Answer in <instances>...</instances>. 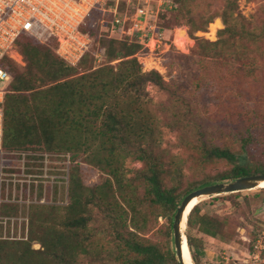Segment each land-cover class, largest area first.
Listing matches in <instances>:
<instances>
[{
	"label": "rangeland",
	"instance_id": "obj_1",
	"mask_svg": "<svg viewBox=\"0 0 264 264\" xmlns=\"http://www.w3.org/2000/svg\"><path fill=\"white\" fill-rule=\"evenodd\" d=\"M226 4V0H193L185 18L180 12L169 10L164 14L161 11L158 26L172 28V32L166 30L155 48L142 47L136 54L143 71H158L163 76L164 84L158 86L149 83L147 95L141 100L143 110L133 109L135 117L140 119L147 116L151 120L152 131L139 144L131 138L129 146L135 150L142 145L167 159H183L180 163L184 175L182 188L200 181L204 176L198 167V129L201 125L210 143L237 149L232 132L247 124L256 113L260 116L264 114V0H236L235 16L239 20L235 32L226 36L224 56L205 60L207 65L202 68L201 56L194 48L197 37L218 40L219 30L224 28L220 15ZM152 5L154 13L161 8L157 0ZM121 10L132 11L127 0H121ZM212 14L216 15L215 19L206 28L197 30L204 18ZM101 16L98 13V19L95 18L92 23L97 29L93 34L97 38L87 62L74 70L78 74L92 73L107 64L118 65L119 60L109 62L106 53L99 47L98 40L110 38L111 35L108 26L100 22L96 24ZM177 27L183 29L180 31L186 34L185 41L189 42L190 47L185 49L180 44H172L179 31L175 30ZM111 38L135 41L125 36L120 38L115 35ZM36 44L44 53L50 50L37 40ZM18 50L22 56L14 60L16 73H35L37 86L50 84L46 73L29 67L22 49L18 47ZM119 111L129 119L130 115L125 109L119 107ZM91 124L92 130L80 136L83 144L76 147V151L66 148L67 139L60 134L52 139L51 147L43 142L42 133H38L41 134L39 141L27 148L6 151L2 145L0 236L6 240L13 239L7 243L6 251H13L12 247L21 242L30 243L34 249L41 248L39 241L30 238L32 220H35V231L42 226L57 230L68 218L88 213L93 217L88 233L96 235L89 241L70 238L72 258L69 264H112L106 250L110 236L102 231L107 218L96 203L89 202V197L92 189L113 177L109 174L106 152L100 148L103 138L95 134L96 125ZM135 131H140V128ZM131 156L123 160V165L134 173L144 164ZM260 156L264 158V153ZM218 169L208 167L206 172L213 174ZM73 174L76 175L77 184L72 181ZM164 183L172 186L175 174H165ZM100 190L106 192L99 188L97 193ZM108 196L114 202L120 199L113 189L108 190ZM6 206L14 211L13 215L3 216L2 210ZM199 207L201 214L221 221L220 234L216 237L205 234L198 226L190 227L188 219L182 224L184 233L187 235L189 232L195 238L200 264H264V187L202 196ZM166 221L164 217L155 220L151 215V221L145 230L140 231V236L147 240H161L159 228ZM190 255L194 263L191 251Z\"/></svg>",
	"mask_w": 264,
	"mask_h": 264
},
{
	"label": "trees",
	"instance_id": "obj_2",
	"mask_svg": "<svg viewBox=\"0 0 264 264\" xmlns=\"http://www.w3.org/2000/svg\"><path fill=\"white\" fill-rule=\"evenodd\" d=\"M192 1L182 0L181 4L180 0H175L177 6L170 9V12H180L185 18ZM226 1L223 13L219 14L224 28L219 30L218 40L196 38L194 48L201 56L202 68L210 58L225 55L223 47L226 36L236 30V22L239 20L235 16L236 0ZM215 16L207 15L196 29L206 28ZM95 18L96 13L86 27L92 35L96 29L92 24ZM128 41L101 38L98 40L101 51L106 53L109 62L119 60L118 65L107 64L92 73L78 74L74 70L87 62L90 53L85 55L78 66H73L52 47L45 46L50 50L44 53L33 37L21 35L17 45L25 54L29 67L44 71L51 83L37 86L35 73L21 75L16 73L13 59L2 61L3 67L11 73L4 101L2 145L6 151L27 148L39 141L38 136L41 134L38 133H42L43 142L51 147L52 139L60 134L67 139L66 148L76 151V147L83 144L80 136L90 132L93 123L97 128L95 134L103 138L100 148L106 152V163L113 178L92 189L89 202L96 203L107 218L102 231L110 236L106 250L111 263L181 264L173 230L178 207L187 194L197 188L243 176L264 174V158L260 156L264 153V114L260 116L254 110L256 115L232 132L238 144L237 149L210 143L201 125L198 129V167L204 176L200 181L191 182L190 186L182 188L184 175L180 163L183 159H167L142 145L135 150L129 146L131 138L139 144L146 134H151V120L147 116L140 119L135 117L133 109L143 110L141 100L147 95L149 83L163 86L164 80L156 70L143 71L136 54L144 46L136 41ZM165 45L169 44L166 42ZM119 107L127 111L129 119L120 113ZM136 128H140V131H135ZM130 155L144 164L141 169H135L134 173L123 165V160ZM73 158L75 160V154ZM208 167L219 169L210 174L206 172ZM165 174H175L172 186L165 185ZM72 181L77 184L75 174L72 175ZM99 188L106 192L100 190L97 193ZM112 189L120 197L117 202L109 200L108 190ZM5 208L2 210L3 216L14 214L9 206ZM151 215L155 220L160 217L167 219L166 224L159 228L161 240H147L140 236V231L145 230L151 221ZM92 220L90 214L81 213L68 218L60 229L42 226L37 231L34 230L35 220H32L30 238L39 241L41 248L34 249L30 243L21 242L12 247L13 251H6L7 243L13 239H0V264H69L72 258L69 251L70 238L89 241L94 237L96 234L88 233ZM187 224L190 227L198 226L202 232L213 237L220 234L221 221L201 214L199 203L191 210ZM187 237L194 263L200 264L195 238L189 232Z\"/></svg>",
	"mask_w": 264,
	"mask_h": 264
},
{
	"label": "built area",
	"instance_id": "obj_3",
	"mask_svg": "<svg viewBox=\"0 0 264 264\" xmlns=\"http://www.w3.org/2000/svg\"><path fill=\"white\" fill-rule=\"evenodd\" d=\"M153 1L127 0L132 11L122 12L121 0H0V152L5 94L11 79V73L3 67L2 61L21 58L17 45L21 35H29L40 44L52 47L69 64L78 66L95 41V36L86 27L94 14L100 13L102 16L96 24L108 26L110 38L115 35L129 37L153 49L161 42L163 33L169 30L158 26L159 13L177 6L175 0H157L161 8L154 13ZM176 29L183 30L181 27ZM185 43V49L190 47L189 42ZM172 44L179 46L176 35ZM0 239L5 238L0 236Z\"/></svg>",
	"mask_w": 264,
	"mask_h": 264
},
{
	"label": "water",
	"instance_id": "obj_4",
	"mask_svg": "<svg viewBox=\"0 0 264 264\" xmlns=\"http://www.w3.org/2000/svg\"><path fill=\"white\" fill-rule=\"evenodd\" d=\"M264 181V174H254L236 178L234 180L217 182L209 184L191 191L183 199L174 217L173 230H174V243L177 251V256L181 264H185L183 258V241L184 236H187L182 230V222L184 219V213L190 204V202L196 197H202L206 195H216L221 193L236 192L246 189H253L258 187L260 183Z\"/></svg>",
	"mask_w": 264,
	"mask_h": 264
},
{
	"label": "bare ground",
	"instance_id": "obj_5",
	"mask_svg": "<svg viewBox=\"0 0 264 264\" xmlns=\"http://www.w3.org/2000/svg\"><path fill=\"white\" fill-rule=\"evenodd\" d=\"M185 39H186V34L184 33V31H180L179 30L178 34H177V42H178V44L183 46V44L185 43ZM259 186L264 187V181H262ZM200 199H201V197H196L190 202V204L188 205V207H187V209H186V211L184 213V219H183L182 224L188 219V216H189L191 210L193 209V207L197 203L200 202ZM183 239H184V241H183L182 251H183L184 262H185V264H194L191 261L190 248H189V244H188V237L184 236Z\"/></svg>",
	"mask_w": 264,
	"mask_h": 264
}]
</instances>
